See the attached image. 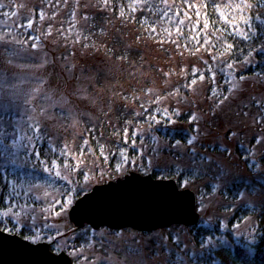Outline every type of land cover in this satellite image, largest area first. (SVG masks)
I'll use <instances>...</instances> for the list:
<instances>
[{
	"label": "rangeland",
	"instance_id": "obj_1",
	"mask_svg": "<svg viewBox=\"0 0 264 264\" xmlns=\"http://www.w3.org/2000/svg\"><path fill=\"white\" fill-rule=\"evenodd\" d=\"M55 2L56 0H52L54 6L49 7L45 0H0L6 13L7 9L10 10L7 16L0 14L3 17L0 21L6 22V26L0 24V34L5 41H12L7 45L0 42V48L7 46L9 49L4 53L3 64L0 66V71L4 72L3 80L7 81L9 74L12 75L11 84H5V88L11 90L15 85L22 92L34 93L36 99L32 100L29 107L39 106L35 113L29 115L39 121L42 139H47L51 145H61L62 150L67 144V152L75 156L74 159L73 155H67L74 161L73 164L68 163L69 167L58 166L52 171L60 172L57 180L61 179V184L52 179V173H48L43 182L38 181L28 187L29 192L40 198L45 197L47 202L45 206L33 207L29 215L30 219L35 216L31 220L34 221L33 228L37 232V240H40L38 242L48 236L72 257L74 251L72 253L68 250L73 247L72 239L84 233L87 237H96L87 251L96 254L101 263L103 256L108 259L106 264H169L174 257L170 252L164 251L163 245L175 248L173 237H176L182 246H186L183 252L189 253L184 264H198L196 255L202 251L191 238L188 226H182L181 223L152 231L128 228L109 233L107 230L101 229L99 232L98 229L91 228L96 231V235H92L90 231H81L83 228L69 231L73 227L69 211L85 194L76 199L80 192L87 193L95 186L124 179L130 171L152 175L144 173L151 170L145 167L144 158L150 165L157 161L159 165L156 166L164 169L179 165L183 169L198 170V179L187 182L180 189H188L196 194L199 202L196 210L200 219L205 216V224L208 225L220 217L225 224L224 229L233 230L238 239L245 237L252 240L257 228V218H248L239 227L229 228L227 223L231 212L225 210L227 207L236 210L244 204L262 207L264 186L255 188L252 192H241L238 201L234 202L227 201L223 191L234 182L243 180H257L264 185V135L257 134L258 126L251 121L254 117L252 114L257 115L259 112L254 103L264 107V77L246 76L241 80L237 79L234 71H230L232 79L229 86L225 87L218 80H200L197 76L194 85L190 84L181 90L177 88L179 83L194 70L196 73L203 69V62L207 60L203 51H180L176 40H173L176 43L168 40L160 43L157 35L159 28L156 27V33H151L150 26L156 25H152L150 21L142 27L143 23L137 24L129 17L116 16L113 9H119V6L115 0H110L107 6L98 0H79L78 4L77 0H68L67 4L60 0L59 6H55ZM21 4L24 7H20ZM138 5L141 6L142 3ZM41 10L46 13L43 21L39 20L38 15ZM73 10L75 19L71 18L70 21L73 22H68ZM13 12L16 16H11ZM53 13H56L54 19L51 18ZM85 15L87 20L84 19ZM27 18L33 19V27L28 34L40 37V44L35 51L31 47L35 41H30L27 45L13 41V36L17 39L26 38L21 35L25 30L14 28V23H24ZM73 24L74 30L68 33L69 26L72 27ZM49 26L52 27L51 36L46 33ZM60 28L64 30L63 35L57 31ZM77 33L80 34L79 41L74 43ZM223 59L224 57H219V60ZM254 62L255 59L250 57L234 66L243 71ZM213 89L216 90V95L211 94ZM223 91L228 93L223 94ZM225 96L227 99H224ZM222 99L224 102L220 104ZM41 108L44 109L43 115L40 114ZM150 110L159 123L148 119L151 116L146 112ZM24 111L22 107V117ZM187 112L189 114L186 120L176 122ZM158 114L164 115V118L159 120ZM193 115L196 117L194 121L191 119ZM165 118L173 121L169 125L174 129L190 132L193 131L191 126L196 129L198 126H205L206 129L192 132L196 137L192 145L180 143L172 149L167 140L161 141L154 133L157 127H162ZM210 125H213L215 133ZM125 129L127 147L123 144ZM133 131L137 133L135 137L132 135ZM117 132L119 135H114ZM230 132H236L237 135L229 139ZM255 136H261L262 139L259 145L252 147ZM133 138L136 141L135 147H132ZM85 139L89 146L84 147V155L81 157L80 150ZM216 145L220 146L221 152L209 151L210 147L215 149ZM236 145H242L240 147L247 151L251 149L252 154L246 156L247 160L241 159ZM101 146L108 157L107 161L100 155ZM118 147L127 149L129 162L126 165L122 158V162L111 161L113 156L119 155ZM129 147L139 151V157L129 155ZM35 148L31 151H38ZM188 148L191 152L194 149L197 158H207H193L192 161ZM116 159L119 160L120 157ZM76 160L82 161L78 169H75ZM246 162L251 163L252 168L247 167ZM4 163V158L0 157V167ZM35 163V157H25L23 161L17 160L18 165H23L21 167L11 163L7 165L19 169L34 167ZM81 174L82 178L79 179ZM210 185L215 186L212 195L207 194L206 187ZM69 197L71 203L65 204ZM61 204H65V210L59 217L53 216L51 210L43 211L50 205H55V211H60ZM45 216L48 219H44ZM61 223H68L64 229L67 233L62 230L56 236L59 238L52 239L55 237L52 230L58 232L62 229ZM102 235L105 236L104 240ZM227 243L225 238L212 239L207 246L218 247ZM183 252L180 254L183 255ZM99 261H84L79 258L74 264H99Z\"/></svg>",
	"mask_w": 264,
	"mask_h": 264
},
{
	"label": "trees",
	"instance_id": "obj_2",
	"mask_svg": "<svg viewBox=\"0 0 264 264\" xmlns=\"http://www.w3.org/2000/svg\"><path fill=\"white\" fill-rule=\"evenodd\" d=\"M98 1L99 3L103 4L102 0ZM115 2H117L119 6V9H113V12L116 13V16L121 17L119 15V11L120 7L123 6L126 14L124 17H129V19L133 20L137 24L143 23L142 27L147 21H150L152 25H156L155 27L159 28V40L163 39L164 41L168 40L170 42L176 40L180 45V51L195 53L196 49L199 48V51H203L206 54L207 64L205 63V61L203 62V69L200 71H196L195 76L193 75V73H190L184 81L179 83L177 88L183 90L186 85H190L192 79L200 76L201 74H203L204 78L211 79L212 73H215V80L213 82H216L218 80V83H222L225 87H228L229 81L226 79L225 73H222L220 71V68H226V65L228 63H232L233 68L227 69V72L229 73L230 71H234L236 73L237 79L246 76L264 77V5H259V7H257L258 0H247V3L252 4L253 7L251 9H245V12L252 18V23L254 25V30L250 32V38L248 40H244L240 36L235 34L229 35L230 28L224 20V17H227L228 20H232L233 16H235L236 20L233 23L240 24V27L245 31L248 30L247 26L242 24L239 20V11H234L235 5L237 3H240V0H187V3H185V0H167L166 4L163 2V0H149V3L147 4L142 3L141 6L136 5V7L139 8V11L136 10L135 12H132L128 7L129 4L134 3V0H115ZM189 4L195 5V7L189 8ZM149 8L151 9V11L148 10ZM161 9H163L164 11H168L169 17H173V19L169 20L168 17H165L164 12L161 11ZM178 9L180 10V14L179 16H175V12ZM197 9H199V11L201 12V16L199 18L195 14ZM7 11V13L9 14L10 10L7 9ZM185 12L188 13V16L191 17V19H188V17L185 16ZM3 13H6L5 7L0 9V14ZM221 13H223V16L221 15ZM257 15H259L261 19H256ZM143 17L149 18L147 19V21H145ZM2 18L3 17H0V19ZM71 18L72 17L68 19V22H73L70 21ZM181 19L184 20L183 25L179 24V21ZM198 19L199 25L198 27H196V32H192L191 28L196 25ZM205 19H207V22L209 24L206 35L207 38L211 40V44H205V32L203 31ZM177 26H179L183 30L182 36L179 33L175 32ZM70 27L71 25L69 26V28ZM163 29H170L173 32V35L169 38L167 36V33L164 32ZM217 29H221L222 31H217ZM225 29H228L229 31H223ZM196 33H200V44H197L195 40L191 39V37L195 36ZM175 36L176 38H174ZM225 42L233 44V48L228 51H224L226 47ZM185 45L187 47H185ZM201 45L204 46L201 47ZM212 45H215V47H213ZM209 50H211V55H209ZM220 56L224 57V59L219 60ZM213 57H217V59L214 61ZM250 57H253L255 59L254 63H250L248 67L243 71H239L235 68L234 65H238L246 61ZM227 93L228 91H223V94ZM256 105L258 106L259 112L257 115L252 114V116L254 117L253 119L251 118V121H254L255 125L257 124L258 126L259 132L257 130V134L264 135V113L261 112V109H264V107L255 102L254 106ZM146 114L149 116H153V111H147ZM188 114L189 112H187L185 115L183 114L182 117H179L176 122L181 123ZM158 117L159 120H161V118H164V115L158 114ZM258 118L260 120L259 123L257 122ZM163 121L164 123L162 127H157L154 133L157 134L158 138L161 141L167 140L171 148H175L176 145L180 143L189 146V144H187V140L190 137H193L192 132L197 133L202 129H206L205 126H198L197 129L194 126H191V128L193 127L192 132L184 131L181 129L171 128L169 123L173 121H169L167 118H165ZM210 126L215 133L213 125ZM253 127L255 128L254 125ZM194 128L196 129L195 131ZM252 132L255 133L254 130ZM256 138L257 136L253 137L252 141ZM120 142L122 141L120 140ZM50 146L51 148L55 149V151H50ZM236 146L241 159H243L244 161L247 160L246 156L248 155V151L244 147H240L239 145ZM129 148L131 149L129 151V155L139 157V151L137 152L132 147ZM35 149L39 151L40 158L36 159L34 167L15 169V167H10L9 165H7L6 171L4 166L0 167V230L9 232L11 234H17L32 242H38L40 240H37V232L33 228L35 227L34 221L31 220L29 216L31 213H29L27 216L21 214L20 217H15L12 215L5 216L3 214L8 212L13 200L20 201L21 203L26 200L27 203L32 206V208L45 206L47 204V202H45L46 198H40L32 192H29V185L34 184L38 181L43 182L46 175L48 174L44 171L45 167H48L52 169V171H55L56 168L52 167L53 162H55L57 166H64L65 163H74L72 157L67 155H58V153L62 151L61 145L57 146L56 143L51 145L47 139H42L41 143H38ZM122 149L123 148L118 147L119 152ZM209 151L221 152L222 149L220 148V146L216 145L215 149L210 147ZM188 153L191 155V160L193 161V153L189 150V148ZM118 156L120 157L119 160L116 159V157ZM116 157L113 156L111 158V161L113 163H115L116 161H121L120 155H117ZM205 158H207V156H205ZM41 161H43V163H41ZM144 162L145 167L151 170H147L146 172H144L143 170L139 171L152 174L153 178L160 180H171V178H175V181L179 188L185 187V181H194L198 179L199 176L198 170H196L195 175H191L193 171V169L191 168L183 169L179 165H172L171 168L164 169V167L156 166V164L159 165L157 161H155L154 163L155 166L150 165L146 158H144ZM245 164H247V167L252 168L249 166L250 163L246 162ZM54 173L55 172H53L51 175L52 179H54L56 183L61 184V179L57 180V176H53ZM82 175L83 174L79 176V179L82 178ZM26 181L30 182L26 183ZM260 186L264 185L262 182L257 180L254 182H247L244 180L237 181L234 182L230 187L225 189L223 191V195L227 199V201L234 202L238 201V196L241 192L247 190L252 192L255 188H258ZM214 187L215 186L211 185L206 187L208 195H212L214 193ZM17 193H19V195H17ZM84 193H86V191L80 192L76 196V199L78 196H82ZM225 211H227L228 213L231 212L227 223L229 228H234V226L242 224L248 218H257V228L252 240L245 237L238 239L233 233V230L224 229L225 224L222 223L220 217H217L213 222L206 225L204 220V218L206 217L202 216V218L198 222L199 224L188 226L191 238H193L195 244L202 251L201 254L196 255L197 263L264 264V205L262 207H258L248 206V204H244V206H241L236 210H232V208L227 207ZM67 224L68 223L64 225V223H61L62 229H60L58 232L52 230V235H55V237H53L52 239L59 238L56 236L60 234L62 230L67 233V231L64 230ZM181 225L184 226V224ZM101 229L104 231H110L109 233H111V231L116 232V230H111L106 227H102L98 229V231ZM72 230H77V228L71 227L69 231ZM81 231H90L92 235H96V231L91 229L89 225H85ZM66 233L63 234L64 237L66 236ZM83 234L84 233H81V235L73 237V247L71 249H68L72 253L73 251L74 253L77 252L76 254L73 253L72 255L74 263L78 262L79 258L84 259V257H87L88 261L98 262L100 258L96 254L87 251V248L91 244V241L96 239V237L90 238L89 236L87 237L86 234ZM104 237L105 236L102 235V240H104ZM220 238H225L228 243L222 244L218 247L207 246L212 239ZM41 241H47L51 243V250L53 252L64 251L56 245V241L51 240L48 236L42 238ZM202 241L203 246L201 243ZM82 250H84V254H82ZM101 258L103 260V263L99 261V264H106L108 262V259H106L105 257L101 256ZM87 260L84 259V261Z\"/></svg>",
	"mask_w": 264,
	"mask_h": 264
},
{
	"label": "snow or ice",
	"instance_id": "obj_3",
	"mask_svg": "<svg viewBox=\"0 0 264 264\" xmlns=\"http://www.w3.org/2000/svg\"><path fill=\"white\" fill-rule=\"evenodd\" d=\"M45 2L48 4L49 7H53V3L52 0H45ZM68 0H64V3L67 4ZM163 2L166 4L167 0H163ZM60 0H56L55 2V6H59ZM79 3V0H77V4ZM102 3L107 6L110 3V0H102ZM147 4L149 3V0H134V3H131L128 5V7L131 9L132 12H135L137 10L136 5L138 4ZM185 3H187V0H185ZM259 5H264V0H258V5L257 7H259ZM4 7L3 3H0V9H2ZM20 7H24L23 4L20 5ZM189 8H193L195 7V5H188ZM253 7L252 4L247 3V0H240V3H237L235 5L234 11L238 10L240 13L239 16V20L242 24L247 26V31L243 30L240 27V24H234L233 22L236 20V17L233 16L232 20H228L227 17H224L225 22L229 25L230 31L228 29H225L223 31H229V35H238L240 36L242 39L244 40H248L250 38V32L254 30V25L252 23V18L250 16H248L245 12V9H251ZM149 11H151V9H148ZM161 11L164 12V16L168 17L169 20H172L173 17H169L168 11H164L163 9H161ZM180 14V10L178 9L175 12V16H179ZM196 16L199 18L201 16V12L199 11V9H197L196 11ZM3 15L7 16L9 15L8 13H3ZM39 20L43 21L46 19V13L41 10L39 13ZM56 13H53V16L51 17L52 19L55 18ZM119 15L121 17H124L125 11L123 6L120 7V11H119ZM221 15L223 16V13H221ZM11 16H16V13L13 12L11 13ZM72 19H75V10L72 11L71 13ZM185 16L188 17V19H191V17L188 16V13L185 12ZM84 19L87 20L88 17L87 15L84 16ZM256 19H261V17L259 15H257ZM145 21H147V17L144 18ZM0 24H5L6 26V22L4 21H0ZM180 25L184 24V20L181 19L179 21ZM199 25V19L196 22V25H194L191 28L192 32H196V27H198ZM33 27V19L32 18H27L26 22L24 23H19V22H15L14 23V28L16 29H24L25 31L21 33L22 36H26L25 39H17L15 36H13V41L17 44H21V45H27L28 42L30 41H35L34 43H32L31 47L32 49L35 51L38 49V46L40 44V37L36 36V35H32V34H28L31 32ZM75 28V24H73L72 27H70L68 29V33H71ZM151 28V33H156V27L155 26H150ZM209 28V24L207 22V19H205V23H204V29L203 31L205 32V44H211V40L207 38V29ZM58 32L61 33V35L64 34V30L63 28H60L57 30ZM164 32L167 33V36L170 38L173 35V32L170 29H163ZM217 31H222L221 29H217ZM176 33H179L181 36L183 35V30L177 26L175 29ZM46 33L48 36L52 35V27L49 26L46 30ZM79 33H77V40L74 41L78 42L79 41ZM157 35H159V33H157ZM199 36L200 33H196L195 36L191 37V39L195 40V42L197 44H200V40H199ZM67 38V37H66ZM85 39H87V37H85ZM219 39V38H218ZM0 42H4L5 45L12 43V41H5L4 40V36L2 34H0ZM160 43H164L165 41L163 39H161L159 41ZM173 43H176V41H172ZM226 47L224 49V51H228L230 49L233 48V44L231 43H227L225 42ZM88 45H85V47H87ZM179 44H177V47L179 48ZM204 45H201V47H203ZM213 47H215V45H212ZM185 47H187L185 45ZM200 49L197 48L196 51H199ZM9 51V49L7 48V46H5L4 48H0V66H2L3 64V60H4V53ZM209 55H211V50H209ZM217 59V57H213V60L215 61ZM205 63L207 64V61H205ZM233 68V64L232 63H228L226 65V68L222 67L220 68V71L222 73H225V77L226 79L230 82L232 79V76L230 73L227 72V69H232ZM193 75L195 76V70L193 71ZM4 77V72L0 71V157L4 158V167H5V171L7 170V164L11 163L13 166H17V167H21L23 165H18L17 164V160H21L23 161L25 157H35L36 159L40 158V153L39 151L33 152L31 151V149L36 147V142L40 141L42 139L41 136V127H40V123L38 120H36V118L33 115H29V113H35L36 112V107H38L39 105H37L36 107H29L30 105H32V100H35V94L34 93H28V92H22L18 86L13 85L11 90H8L5 88V84H11L12 82V75L9 74L8 80L5 81L3 80ZM211 78L214 81L215 80V73L211 74ZM200 80L204 79L203 74H201L199 76ZM240 79H244V77H240ZM196 83V79H192L190 84L194 85ZM186 86H190V85H186ZM233 87H235V85H233ZM212 95H216V90L213 89ZM31 97V98H29ZM224 99H227V97L225 96ZM158 102V101H157ZM224 100H220L219 103L223 104ZM24 108V114L23 117L21 116V112L20 109ZM141 107H143V105H141ZM43 111L44 109L41 108V115H43ZM261 112L264 113V109H261ZM139 115V113H138ZM148 119L155 121L157 123H159V121L156 119L155 116H151L148 117ZM170 119V117H169ZM191 119L194 121L196 120L195 115H193L191 117ZM257 122L259 123L260 120L258 118ZM196 129L194 128V131ZM91 131V130H90ZM136 131H133V137H135L136 135ZM114 135H119V133H114ZM229 139H231L232 137H235L237 135L236 132H230L229 134ZM261 137H257L256 140L254 141V144L252 147H255L256 145H259L261 142ZM196 141V137H190L187 140V144L192 145L194 142ZM124 143L127 144L128 143V137H127V129H125V133H124ZM179 143V142H177ZM136 145V141L133 138L132 140V147H135ZM89 146V142L87 139L84 140L83 145L81 146V150H80V156L82 157L84 155V147ZM242 146V145H240ZM67 148L68 145L65 144L64 145V149L62 151H60L58 153V155H73L71 153L67 152ZM50 151H55V149L51 148L50 146ZM127 149H122L119 152V155L122 158V161L124 162V164L126 165L129 162V157L127 156ZM193 153V158L194 160L199 159V160H203L205 159L204 157H196L195 151L194 149L192 150ZM140 153H138L139 155ZM251 153V149H248V155L250 156ZM100 155L104 157L105 161H107L108 157L105 155L104 151H103V146H101V151H100ZM73 158L75 159V156L73 155ZM247 158V157H246ZM41 163H43V161H41ZM82 163L81 160H76L75 163V169H78L80 164ZM132 163H135V161H132ZM250 167H252L253 165L250 163L249 165ZM53 168H57L58 166L56 165L55 162H53L52 165ZM64 167L67 168L69 167L67 163L64 164ZM44 171L49 173L51 175L52 173V169L45 167ZM196 174V169H193L191 175H195ZM55 175L57 177H60V172L57 170L55 172ZM187 183V181H185V184ZM215 190V189H213ZM17 195H19V193H17ZM47 195V193H46ZM39 199V198H38ZM59 203V202H57ZM71 203V197H69V199L65 202V204H70ZM65 204H61L60 205V211H55V205H50L49 208H45L43 209V211L48 212L49 210L52 211V215L55 217H59L61 215V213L65 210ZM15 210V211H13ZM32 211V206H30L26 200L23 201V203H21L20 201L17 200H13L11 207L9 208L7 213H4L3 215L5 216H15V217H20L21 214H24L25 216H27L30 212ZM31 219H35V216H31ZM44 219H48L47 216L44 217ZM237 227H239V225H237ZM173 243L176 245L175 248L170 249L167 244L163 245L164 251L170 252L172 254V256L174 257V259L169 261V264H184V260L185 257L189 256V253L187 252H183L184 247L186 246H182L181 243L179 242V240L176 237H173ZM202 246H203V241L201 242ZM183 252V255H181L180 253ZM85 260H87V257H84Z\"/></svg>",
	"mask_w": 264,
	"mask_h": 264
},
{
	"label": "water",
	"instance_id": "obj_4",
	"mask_svg": "<svg viewBox=\"0 0 264 264\" xmlns=\"http://www.w3.org/2000/svg\"><path fill=\"white\" fill-rule=\"evenodd\" d=\"M196 206V194L179 189L175 180L130 171L124 179L95 186L80 197L69 211V220L74 228L152 231L173 223L195 225L200 219ZM0 264L74 262L65 251L53 252L47 241L32 242L0 230Z\"/></svg>",
	"mask_w": 264,
	"mask_h": 264
},
{
	"label": "bare ground",
	"instance_id": "obj_5",
	"mask_svg": "<svg viewBox=\"0 0 264 264\" xmlns=\"http://www.w3.org/2000/svg\"><path fill=\"white\" fill-rule=\"evenodd\" d=\"M9 54H10V52H9ZM9 54H8V56H9Z\"/></svg>",
	"mask_w": 264,
	"mask_h": 264
},
{
	"label": "clouds",
	"instance_id": "obj_6",
	"mask_svg": "<svg viewBox=\"0 0 264 264\" xmlns=\"http://www.w3.org/2000/svg\"><path fill=\"white\" fill-rule=\"evenodd\" d=\"M143 175V174H142Z\"/></svg>",
	"mask_w": 264,
	"mask_h": 264
}]
</instances>
